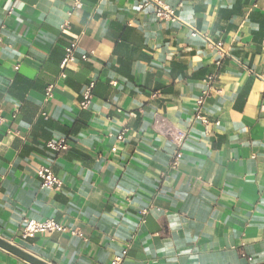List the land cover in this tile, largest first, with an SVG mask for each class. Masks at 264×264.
Instances as JSON below:
<instances>
[{
	"label": "crops",
	"instance_id": "0c3cea01",
	"mask_svg": "<svg viewBox=\"0 0 264 264\" xmlns=\"http://www.w3.org/2000/svg\"><path fill=\"white\" fill-rule=\"evenodd\" d=\"M162 1L178 23L139 0H0V237L36 259L111 264L128 248L121 264H264V0ZM214 72L206 132L193 104ZM62 138L68 150L46 147ZM41 165L61 190L40 187ZM49 218L82 237L20 238ZM0 264L29 263L0 249Z\"/></svg>",
	"mask_w": 264,
	"mask_h": 264
},
{
	"label": "built area",
	"instance_id": "2783aa9c",
	"mask_svg": "<svg viewBox=\"0 0 264 264\" xmlns=\"http://www.w3.org/2000/svg\"><path fill=\"white\" fill-rule=\"evenodd\" d=\"M81 7L80 3H75L74 8L79 9ZM137 9L142 11L146 9H150L153 12L154 17L158 21H168L171 23H178L179 18L176 13V10L167 4H165L162 0H139L137 4ZM10 13V12H9ZM60 29L62 31L68 30L69 26L68 23H63L60 26ZM83 35H78L73 41L69 43V45L65 48V55L63 60L61 61L59 68H60V75L59 79H65L66 74L65 71L75 60V55L79 50V43ZM192 37L196 36V33L193 31L191 33ZM214 48L217 50V53L219 55L218 59L215 62L216 68L221 67L222 61L226 57V54L222 50V44L221 43H215L212 44ZM93 53L89 54H82L80 59L82 61H87L88 57L92 55ZM218 74L217 72H214L210 75H208L205 80L203 81V87L201 89L200 95L195 99L194 101V113H193V120L198 121L202 124L205 131L208 132V128L210 126L207 118L203 114V107L205 104V100L210 96L212 92H214V85L217 81ZM95 82H90L83 90L82 93V99L79 103V108L81 110H86L91 105V102L94 98L93 96V89H94ZM53 89L54 85H49L45 90V101H48L50 98H52L53 95ZM262 93H264V81L262 82ZM18 112V107H15L13 116L15 117V114ZM42 116L44 118H47L46 113H42ZM4 122V119L1 116L0 113V124ZM218 123H215L217 125ZM125 131H122L120 135L117 137V139L122 140L123 135ZM186 132L177 130L174 133L171 134V136L168 138L170 145L174 148V154L172 157V161L170 163V166L172 168H176L177 166V160L180 153V150L183 148L185 139H186ZM46 147L51 150L52 152L59 153L62 151H66L69 149V142L67 139H59L57 141H50L46 144ZM36 175L38 179L40 180V187L42 189L50 190V191H59L61 190L63 183L60 179H58L54 173L52 172L51 168L46 165H41L37 168ZM141 216L144 217L147 214V211H142ZM141 223H144V219H142ZM46 233H69L73 237H82V234L78 229H69L65 226L61 225L60 223L56 222L53 218L46 219L44 221H36V220H24L22 229L20 231V238L22 240L31 239L36 234H46ZM126 248L124 251H122V255L119 257H116L111 264H121L123 259L126 256L127 253Z\"/></svg>",
	"mask_w": 264,
	"mask_h": 264
},
{
	"label": "water",
	"instance_id": "95a60500",
	"mask_svg": "<svg viewBox=\"0 0 264 264\" xmlns=\"http://www.w3.org/2000/svg\"><path fill=\"white\" fill-rule=\"evenodd\" d=\"M0 249L18 257L19 259L29 264H48L39 259H36L35 257L31 256L30 254L22 250L20 247L2 239L1 237H0Z\"/></svg>",
	"mask_w": 264,
	"mask_h": 264
}]
</instances>
